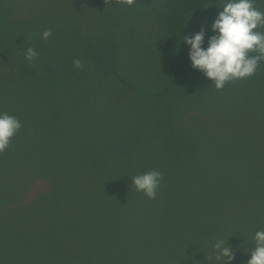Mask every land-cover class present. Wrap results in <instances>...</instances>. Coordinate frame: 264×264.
Here are the masks:
<instances>
[{"label":"trees","instance_id":"obj_1","mask_svg":"<svg viewBox=\"0 0 264 264\" xmlns=\"http://www.w3.org/2000/svg\"><path fill=\"white\" fill-rule=\"evenodd\" d=\"M40 1L17 16L0 0V20L10 14L22 23L61 10ZM224 2L75 0L64 9L76 13L77 53L63 68L46 73L28 63L34 71L26 74L22 60L9 56L0 81L34 76L40 98H50L40 109L68 115L84 139L77 143L58 130L38 136L29 150L8 149L17 146L11 140L0 152V264H221L217 239H228L231 264H246L264 213L243 188L252 180L264 191V161L246 158L244 146L260 148L259 132L238 119L262 116L226 108L240 87L230 81L217 89L191 66L182 42L203 26L206 47ZM254 5L264 11L258 0ZM83 18L90 24L85 32ZM31 109L0 105V112H18L21 128L34 123ZM151 170L162 174L154 199L131 180ZM191 184L199 186L194 193Z\"/></svg>","mask_w":264,"mask_h":264},{"label":"rangeland","instance_id":"obj_2","mask_svg":"<svg viewBox=\"0 0 264 264\" xmlns=\"http://www.w3.org/2000/svg\"><path fill=\"white\" fill-rule=\"evenodd\" d=\"M1 1H5L1 2L2 6L9 7L12 11H16L15 14L17 16H22L21 14L25 13L26 9L29 7L28 2H31V0ZM71 2H75V0H41L40 5H44L46 8L51 10L58 8L61 10L48 17L32 16V18H30L27 22L22 20V23L12 21L10 14L7 16L4 13V16H7V18H4L3 20L2 17L0 20V53L7 56L2 54L0 55V72L4 73V75L7 74L6 66L9 65L7 61L9 56L16 60L18 58L22 60L21 62L27 68L26 74H30V72L34 71L30 69L28 64L29 62L25 59V52L28 47H33L38 53V57L33 62H31L32 67L40 66V68H36H39V71L43 70L46 73L50 72L52 67L63 68L70 57L77 53L76 45L78 44V40L74 33L79 32L73 30V24L76 20V13L64 9ZM258 4H264V0H258ZM89 10L91 9L89 8ZM81 24L84 32L90 26V24H87V18H83V20H81ZM45 30H51L52 33L51 36L46 40L42 38V33ZM36 41V46L32 45L33 42L35 43ZM80 46H82V44H80ZM250 54L255 55L256 53ZM139 64L146 65V69L149 67L148 61L139 62ZM26 77L27 76L23 75L21 79L15 82H11L10 80L0 81V105L7 106L9 102H12L14 104L18 103L19 106L23 107L24 109L37 108L36 110L31 109L34 112V123L30 125L29 128L23 127L19 129V131H17V133L11 138V140H16L17 146L15 149L12 147L8 149L12 151L29 150L33 148L32 142L35 147L37 146V143H39L38 136L41 134L45 136L58 130L65 131L64 134L69 136L71 140H74L77 143L82 142L84 136L76 132L74 128H70L68 115L57 113L49 117L46 111L40 109V107L46 104L50 98L41 99V96L38 93V88L33 84L35 77L32 76L31 78L27 79V81ZM232 82L234 85L240 87V91L235 95L230 96L229 101L233 103V106L226 105V108H231L232 111L240 110L244 112L247 109L254 112L255 115L262 116L255 118L244 117L249 116V114H245L240 119H238V125L240 123L246 124L248 130H256L259 132L256 137H258L260 140V148L256 149V151H252L248 146H244L243 149L246 158L249 157L252 159H260L258 163H261L264 161V124L262 123V121H264V62L260 63V66L254 75L243 79L232 80ZM255 85H258L257 89H254ZM64 107L65 105L61 107V110L70 114L68 109ZM20 110L22 109H17V111ZM17 111L15 110L13 112L15 113V116L18 114ZM235 122L236 120H233V123ZM227 139L230 140L229 138ZM236 139L237 142H239L240 139L246 140L245 138L239 136H236ZM213 141L214 139H212V142ZM231 144H233V142L230 140V142H226L225 146H231ZM218 145H220L219 141L217 142L214 149V158L216 160H220L221 156L223 155V151ZM224 149L228 150L227 153H229L230 149L228 147H224ZM253 152L254 155L252 154ZM262 170L264 173V169ZM226 179L222 180V184L227 185L228 180ZM249 184L250 186H248ZM254 184L255 183H253L252 180H249L243 190L248 196L251 194V196L255 197L257 200H260L259 204L262 206L261 212L264 213V191ZM188 188V192L194 193L199 189V186L197 184H191ZM178 197H181V191H179ZM236 204V197H233L232 203H228V207L230 209L235 208ZM252 208L258 209L259 205L254 204Z\"/></svg>","mask_w":264,"mask_h":264},{"label":"clouds","instance_id":"obj_3","mask_svg":"<svg viewBox=\"0 0 264 264\" xmlns=\"http://www.w3.org/2000/svg\"><path fill=\"white\" fill-rule=\"evenodd\" d=\"M120 3L132 6L136 0H120ZM219 7L222 10L211 24L213 35L208 37L206 47L203 26L191 34H183L182 39L188 46L191 66L209 78L217 89L223 88L226 82L254 75L260 63L264 62V32L256 30L264 27V11L255 7L254 0H225ZM51 34V30H45L42 38L46 40ZM37 57L38 53L33 47L26 49L25 59L29 63ZM74 66L80 68L81 61L75 60ZM21 127L18 118L0 112V152L9 147L11 138ZM131 180L136 191H142L148 198L154 199L162 174L151 170L132 176ZM213 249L221 264H231L235 258L228 239H217ZM246 264H264V230L255 233L254 245Z\"/></svg>","mask_w":264,"mask_h":264}]
</instances>
